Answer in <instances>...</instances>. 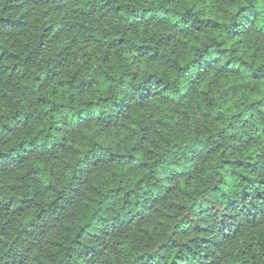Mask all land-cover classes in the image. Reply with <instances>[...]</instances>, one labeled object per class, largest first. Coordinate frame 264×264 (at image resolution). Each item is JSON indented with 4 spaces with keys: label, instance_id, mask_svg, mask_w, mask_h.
I'll use <instances>...</instances> for the list:
<instances>
[{
    "label": "clouds",
    "instance_id": "clouds-1",
    "mask_svg": "<svg viewBox=\"0 0 264 264\" xmlns=\"http://www.w3.org/2000/svg\"><path fill=\"white\" fill-rule=\"evenodd\" d=\"M0 264H264V0H0Z\"/></svg>",
    "mask_w": 264,
    "mask_h": 264
}]
</instances>
